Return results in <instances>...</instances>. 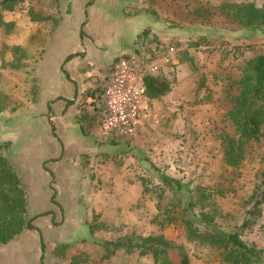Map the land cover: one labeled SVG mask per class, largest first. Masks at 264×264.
I'll return each mask as SVG.
<instances>
[{
    "label": "rangeland",
    "instance_id": "obj_1",
    "mask_svg": "<svg viewBox=\"0 0 264 264\" xmlns=\"http://www.w3.org/2000/svg\"><path fill=\"white\" fill-rule=\"evenodd\" d=\"M244 1L264 5V0L92 1L96 8L92 10L101 14L97 33L105 43L116 28L128 29L119 22L132 16V20L142 21L149 34L139 43L136 57L151 61L157 59L154 48L175 47L176 61L163 66L160 74L171 88L151 102L152 115L134 136L100 137L95 111L97 118L85 128L88 132L84 129L90 154L76 150L68 154V162L80 171L76 190L72 193L61 187L57 201L52 200L58 203L53 219L56 226L42 222L37 230H25L18 237L23 247L16 248L21 250L17 258L13 253L10 259L8 247L0 245V264H157L152 253L128 247L132 237L149 235H164L173 245L182 246L191 264H226L212 247L188 240L177 214L176 197L160 179L163 174L191 188L207 187L218 210V226L238 230L247 242L264 247V136L249 145L246 159L238 167L225 163L221 143V134L234 131L225 118L232 105L225 99L221 80L236 74L249 57L264 53V31H248L220 12L222 3ZM82 3L33 0L19 3L14 10L0 7L4 22L11 23H0V92L9 98L8 108L0 113L1 151L33 188L39 186L35 181L41 169L34 168V156L20 155L13 145L33 149L39 137L33 128L28 133L27 129L16 131L28 121L19 119L20 112L39 114L45 108L39 78L34 76L41 52L65 17L73 13L62 25V37L50 43L45 53L41 72L48 84L61 45L80 38ZM32 11L36 19L31 17ZM45 121L39 123L47 124ZM73 138L81 139L78 134ZM66 180L60 177L58 182L63 185ZM42 194H37L41 204L29 208V217L50 210L51 197ZM168 212L175 221L167 222ZM72 215H77V231L71 226ZM164 258L160 264H180L179 249H170Z\"/></svg>",
    "mask_w": 264,
    "mask_h": 264
},
{
    "label": "trees",
    "instance_id": "obj_2",
    "mask_svg": "<svg viewBox=\"0 0 264 264\" xmlns=\"http://www.w3.org/2000/svg\"><path fill=\"white\" fill-rule=\"evenodd\" d=\"M25 1L33 0H0V7L14 10ZM219 9L248 31H264V5L258 6L248 1L225 2ZM30 13L33 19L37 18L34 11ZM0 23L11 25L4 22L1 14ZM221 83L225 99L232 105L225 112V118L234 127L233 133L221 134L223 158L228 166L238 167L246 159L249 145L264 136V53L246 59L236 74H228ZM145 85L150 99L161 97L171 88L170 83L160 74L146 76ZM8 106V96L0 92V113ZM6 143L10 144L9 141ZM2 148L0 142V245L9 243L25 229H37L33 224L36 216H28L25 185L8 156L2 153ZM262 175L264 177V171ZM160 179L176 197L179 207L177 214L185 227L188 240L212 247L218 252L221 262L226 264H264V247L247 242L238 230H225L218 226V210L212 192L207 187L191 188L181 180L165 174ZM146 190L150 191L149 188ZM262 191L264 195V178ZM55 197L56 194H53L52 200L56 202ZM165 219L169 223L175 221L170 212ZM248 223L246 221L243 225ZM132 238L128 244L129 249L139 248L143 254L152 253L157 264H160L163 257L164 260L167 258L172 248L179 249L180 264H191L185 249L173 245L164 235ZM42 245L44 247V243Z\"/></svg>",
    "mask_w": 264,
    "mask_h": 264
},
{
    "label": "crops",
    "instance_id": "obj_3",
    "mask_svg": "<svg viewBox=\"0 0 264 264\" xmlns=\"http://www.w3.org/2000/svg\"><path fill=\"white\" fill-rule=\"evenodd\" d=\"M92 1L88 0L87 2L83 0L82 5L85 7L81 11L84 13V17L80 20V27H78L81 39L77 38L72 44H65L66 42L63 41L64 43L61 45V50L58 53L57 63L55 65V74L48 81V84L44 80V75L41 72L45 53L50 43L62 37V34H60L62 25L71 19L73 13L65 17L63 23L57 28L55 35L47 41L41 52L42 55L38 61L34 76L36 75L39 78V95L44 98L45 108H42L39 114L37 111H21V118L18 114L19 119H28V121L26 124H19L20 126L16 131L24 132L27 129L28 133L33 128L37 133L36 136L39 137L36 145L32 146L33 149L18 144L13 145V148L15 147L20 155L34 156L31 160V162H36L34 168L42 170H40L39 179L35 181L39 186L33 188L32 185L28 184V181L22 178V175L16 169L25 185L28 210L31 206L33 207V203L41 204L40 201L42 198L40 199V196H37L39 193L49 194L52 203L50 210L30 216H36L33 221L36 228L42 222L45 226H56L54 225L56 222L53 219L57 215V209L55 207L58 203L52 201L53 193L57 197L61 191V187H64V190L72 193L76 190L77 177H79L80 171L78 167L68 162V154L75 152V150L76 152L82 153L86 151V154H90L88 151V147L90 146H88L84 132L86 131L85 128H88V126L90 128L91 124H93L94 118L96 119L98 116L100 119L99 114L101 113L103 105V91L110 82L113 62L122 55H138L137 51L140 49L139 43L141 42L142 45V40L144 41L149 36L143 30L144 26H142V21L138 20L139 18L132 20V16H125L123 17L126 18L125 22H122L123 18H121V22L119 23L128 25V29L121 30L118 27L116 28V32L113 31L114 33L111 34L113 37L106 43L100 40L101 36L97 33V23L99 18H101V14L97 15L96 11L92 10H96ZM73 11L75 10L73 9ZM87 19L88 21L85 25L84 23ZM85 31L87 35L83 34ZM175 59L173 63L176 61ZM165 69L166 67L163 68V70ZM165 73L166 70L164 71ZM153 100L150 99V103H153ZM95 111L98 112L97 116ZM44 119H46L45 122L47 124H40L44 122ZM97 121L99 124V120ZM74 134H78L81 137L80 141L74 140ZM78 142H80L81 146H79ZM91 151V154L95 153V149ZM13 164L15 166V163ZM52 172L55 176L54 174L52 175ZM27 176L25 175V177ZM60 177L67 179L64 181L65 184L62 185L58 182ZM76 216L72 215L74 225L71 223V226H73V230L77 231L78 228H74L79 223L75 218ZM21 234L9 243L3 244L9 249L10 259L13 253L15 258L21 255V250L15 251L17 247H23L22 241L18 240ZM12 245H15L14 248ZM43 255L44 253L42 252L40 256Z\"/></svg>",
    "mask_w": 264,
    "mask_h": 264
},
{
    "label": "built area",
    "instance_id": "obj_4",
    "mask_svg": "<svg viewBox=\"0 0 264 264\" xmlns=\"http://www.w3.org/2000/svg\"><path fill=\"white\" fill-rule=\"evenodd\" d=\"M165 50L166 52H161ZM156 51L157 59L146 61L133 55L118 57L111 67V79L103 91V105L98 135L134 136L145 119L152 115L150 98L145 85L146 76L161 74V68L173 62L174 46Z\"/></svg>",
    "mask_w": 264,
    "mask_h": 264
}]
</instances>
